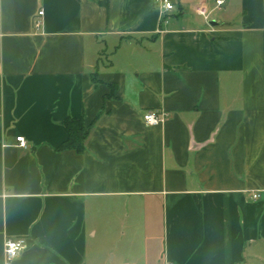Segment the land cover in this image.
<instances>
[{
	"label": "crops",
	"instance_id": "0c3cea01",
	"mask_svg": "<svg viewBox=\"0 0 264 264\" xmlns=\"http://www.w3.org/2000/svg\"><path fill=\"white\" fill-rule=\"evenodd\" d=\"M99 1L0 0V264H264V0Z\"/></svg>",
	"mask_w": 264,
	"mask_h": 264
},
{
	"label": "built area",
	"instance_id": "2783aa9c",
	"mask_svg": "<svg viewBox=\"0 0 264 264\" xmlns=\"http://www.w3.org/2000/svg\"><path fill=\"white\" fill-rule=\"evenodd\" d=\"M161 7L163 12H169L173 9L174 5L173 2L170 0H160ZM224 3V0H215L216 7H221ZM199 14L203 15L204 17L207 16V12L205 10H198ZM43 14L42 9L37 12V18H35L34 25L36 28L40 27L41 25V16ZM169 117V112L164 110H153L149 109L144 111L143 113V120L147 125H157L167 119ZM16 144L21 147H26V140L22 135L16 136ZM259 197L258 192L251 193V199L255 200ZM25 238L20 237H12L7 238L4 243V257L7 262L12 261L15 259L21 251L25 248Z\"/></svg>",
	"mask_w": 264,
	"mask_h": 264
},
{
	"label": "trees",
	"instance_id": "16d2710c",
	"mask_svg": "<svg viewBox=\"0 0 264 264\" xmlns=\"http://www.w3.org/2000/svg\"><path fill=\"white\" fill-rule=\"evenodd\" d=\"M99 3L107 6L108 0H101ZM91 79L95 83L98 82L95 74H91ZM111 91H114V87L111 88ZM96 120L97 118L89 126H85L83 118L81 117L76 118L68 116L64 118L63 125L68 131V137L56 149L58 151L74 150L76 153L83 152L85 141L89 135L92 125Z\"/></svg>",
	"mask_w": 264,
	"mask_h": 264
},
{
	"label": "water",
	"instance_id": "95a60500",
	"mask_svg": "<svg viewBox=\"0 0 264 264\" xmlns=\"http://www.w3.org/2000/svg\"><path fill=\"white\" fill-rule=\"evenodd\" d=\"M210 24H215L214 22H211Z\"/></svg>",
	"mask_w": 264,
	"mask_h": 264
}]
</instances>
